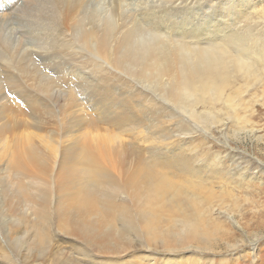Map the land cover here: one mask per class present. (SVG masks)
<instances>
[{
    "label": "bare ground",
    "instance_id": "bare-ground-1",
    "mask_svg": "<svg viewBox=\"0 0 264 264\" xmlns=\"http://www.w3.org/2000/svg\"><path fill=\"white\" fill-rule=\"evenodd\" d=\"M249 2L0 0L3 149L8 129L22 134L11 190L0 181V217L8 192L31 208L33 245L49 251L54 233L68 232L116 257L214 251L219 237L233 236L214 209L239 207L223 186L246 182L249 166L234 161L227 171L212 151L191 157L185 138L227 126L233 137L254 134L248 124L260 123L264 37L234 21H255ZM256 13L264 24V9ZM86 126L82 141L71 137ZM121 133L148 144L146 163ZM205 169L216 176L206 179ZM26 173H41L43 188L33 193Z\"/></svg>",
    "mask_w": 264,
    "mask_h": 264
},
{
    "label": "rangeland",
    "instance_id": "rangeland-1",
    "mask_svg": "<svg viewBox=\"0 0 264 264\" xmlns=\"http://www.w3.org/2000/svg\"><path fill=\"white\" fill-rule=\"evenodd\" d=\"M203 1L208 6L213 7L220 0ZM244 8L247 15H252L255 21L252 23L251 21L235 19L236 24L242 27L246 23L248 26H259L261 28L258 33L264 37V24L259 22L261 15L256 13L264 9V0H252ZM10 14L12 15L13 13L10 12ZM256 22L261 24L257 25ZM88 112L92 115L94 111L89 110ZM260 113L262 118L258 125L248 124V128L256 130L254 134L242 132L237 137H233L232 128L230 131V126H227L223 129H212L210 133L201 131V135L197 133L199 135L195 134L193 135L194 137L187 136V139L185 138L189 145L188 147L186 146L185 150H188L187 155L191 157L194 153L202 154L212 151L208 154L209 158L212 160V155L221 153V157L226 163L225 169L227 171L232 170L234 161L236 162L235 164L242 162L247 163L249 166L246 182L237 181L234 184H230L228 188L223 186L224 190L230 189L233 194V196L226 198L229 200L237 198L239 207L225 213L221 212L220 207H223V205L220 202L215 205L214 218L223 223L224 227L230 228L233 236L219 237L214 251L199 250L196 253L193 250H185L183 252L170 253L165 251L157 252L155 250L152 256L146 257L151 254L148 253L151 251L147 250L145 252L140 249L138 251L131 250L121 257H116L99 253L98 250L89 248L85 243L71 236L70 233L65 232L64 235L58 231L54 233L55 237L51 242L50 250L44 251L46 250L45 248L42 250L33 245L35 223L31 220L29 204L11 197L7 192L1 196L3 197L2 210L4 213L0 217V264H56L64 259H69L67 264H112L113 258L120 259V264H264V110ZM183 126L186 128V125ZM183 126L182 128H184ZM108 129L110 131L113 130L112 128ZM91 132L92 128L86 126L85 129L75 130L70 135L82 141L84 134ZM115 132L118 134L117 131ZM36 133L46 134L37 130ZM98 133L101 135L105 134L102 129H99ZM21 136L22 134L14 133L8 129L6 149H3L2 143H0V181L3 182L1 187H5L6 191L11 190L14 183L11 179L13 173L12 160L16 142ZM121 138L126 140V145L130 149H138L142 156L141 159L145 163L148 161V153L146 151L148 147L146 145L148 144L144 140H138L132 136L128 137L123 133H121ZM131 143H133V146ZM136 145L137 147H135ZM143 152L144 154H142ZM231 154L236 156L233 161L230 159ZM144 157L146 160H144ZM211 172L209 169L208 171L207 169L203 170L206 179L216 176L214 175L215 173L211 174ZM27 177L26 173L24 182L32 184L33 193L37 189L43 188V176L41 173L33 178L26 179ZM214 180L216 179H209L208 181ZM55 189L53 187L52 191L55 192ZM215 189L218 191L222 190L221 185H215ZM210 207L212 208V205ZM8 233L12 234L9 235ZM7 236L8 245L5 242ZM229 245L235 246L229 248ZM57 251L59 253H56Z\"/></svg>",
    "mask_w": 264,
    "mask_h": 264
}]
</instances>
